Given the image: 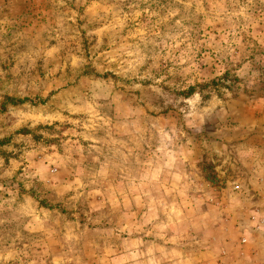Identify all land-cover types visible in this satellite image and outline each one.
<instances>
[{
  "label": "rangeland",
  "instance_id": "rangeland-1",
  "mask_svg": "<svg viewBox=\"0 0 264 264\" xmlns=\"http://www.w3.org/2000/svg\"><path fill=\"white\" fill-rule=\"evenodd\" d=\"M0 264H264V0H0Z\"/></svg>",
  "mask_w": 264,
  "mask_h": 264
}]
</instances>
